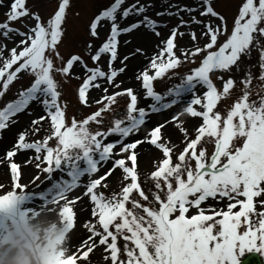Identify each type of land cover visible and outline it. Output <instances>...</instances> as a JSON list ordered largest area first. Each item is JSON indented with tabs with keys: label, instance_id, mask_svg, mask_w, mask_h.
<instances>
[{
	"label": "snow or ice",
	"instance_id": "1",
	"mask_svg": "<svg viewBox=\"0 0 264 264\" xmlns=\"http://www.w3.org/2000/svg\"><path fill=\"white\" fill-rule=\"evenodd\" d=\"M70 6V0H58L42 18L30 10L26 0H0L4 17L0 20V98L19 74L31 77L27 86L18 87L14 98L0 106V130L16 123L22 112L31 115L33 102L46 114L31 119L14 144L0 153V159L6 161L5 172L10 169L13 189L0 195V207L11 202L14 189L23 187L18 183L21 173L14 156L20 150H32L34 155L24 163L34 162L45 179L61 185L51 204L68 242L75 231L73 201L86 196L91 205L90 216L81 221L86 233L78 235L69 252L52 264H80L98 246L110 264H245L251 262L250 253L264 257V0H240L230 26L211 0L169 4L154 13L177 19L156 45L158 51L145 54L134 47L124 56L118 54L122 34L143 27L160 37L157 25L167 26V22L146 14L153 7L152 0H131L126 6L125 0H101L87 25V34L101 41L94 47L88 40L85 48L93 67L81 55L65 58L57 50ZM16 22L23 25V31L14 26ZM193 26L206 41L202 46ZM185 34L192 43L180 47L181 56H177L176 37ZM128 43L125 39L124 44ZM137 54L147 62L135 75L137 86L119 88L121 82L114 78L128 67L124 61ZM197 54L198 66L184 74L170 71L182 59L195 61ZM105 56L107 70L99 63ZM118 58L121 66L114 67ZM77 64L83 71L76 90L81 105L89 103V90L101 89L104 81L119 90L109 94L107 87L102 88L104 95L92 101L95 110L82 119L73 117L69 124L55 74L79 80V75L70 72ZM224 73H229L226 79ZM213 74L222 81L221 88L214 83ZM176 76L179 81L165 90L154 89L156 80ZM254 80L258 81L255 87ZM237 82L240 94L220 110L219 102L231 95ZM119 97H126V105L117 114L114 106ZM141 98L151 102L138 106ZM177 105L174 114L149 125L150 114ZM105 113L110 114L108 126H104ZM185 115L198 120L191 134L187 131L190 121L181 119ZM46 120L50 121V135L29 141V134ZM90 122L97 125L95 130H90ZM173 123L183 134L178 143L172 142L173 133H165ZM110 136L116 138L109 140ZM52 138L54 146L49 143ZM141 148L154 165L143 182ZM104 166L106 170L93 178ZM54 171L61 173L59 178H52ZM116 172L120 173L119 190L101 191V187L107 188L106 178ZM81 185L82 194L69 199V193ZM209 198L216 203L207 204L206 211ZM88 209L89 205H81L82 212ZM192 209L193 214H188Z\"/></svg>",
	"mask_w": 264,
	"mask_h": 264
},
{
	"label": "rangeland",
	"instance_id": "2",
	"mask_svg": "<svg viewBox=\"0 0 264 264\" xmlns=\"http://www.w3.org/2000/svg\"><path fill=\"white\" fill-rule=\"evenodd\" d=\"M101 0H70L71 6L67 9L66 20L64 21L63 28L64 32L61 40L58 42L57 50L60 55L67 58V56L71 54L81 55L82 59H84L85 63L89 65V67L95 66L90 59V55L87 51H85L88 40H92L94 47H97L99 42L96 38L90 37L87 34V25L91 15L98 3ZM131 2V0H125V6L127 3ZM141 2H146V0H141ZM192 0H152V9H150L146 14L150 17L157 19L158 21H166L167 26L157 25V30L160 32V37H156L154 33L149 29L141 28L139 31H133L130 34H122L118 40V54L119 56L127 55V53L134 49V47H140L144 50L145 54H151L152 52L158 51L156 45L159 40L166 38V36L170 32L171 26L177 23V19L175 17H156L154 13L156 11H162L169 4L172 3H185L191 4ZM213 7L215 10L220 12L225 18L228 20L229 26L231 25V21L234 17V14L237 11L238 4L240 0H211ZM27 5L29 6L31 11L38 12L42 18L47 17L54 7L57 5L58 0H26ZM3 9H0V20L3 17ZM78 13V14H77ZM187 19L188 17L185 15L184 17ZM27 18L25 19V23H27ZM16 27H20L21 30H24L23 25L20 22H16L14 24ZM194 30L197 31V37L199 41V45L202 46L206 41L200 38L199 28L197 26H193ZM183 31V27L181 28ZM3 38H0L2 40ZM16 40L20 39L19 36L15 37ZM129 39V43L127 45L124 44V40ZM224 39L223 36L220 37V41ZM185 41V42H184ZM184 42V43H183ZM192 43L190 37L185 34L184 37L177 36L176 37V55L181 56V53L178 51L180 47H188ZM12 42L8 41V47H12ZM7 54V53H5ZM182 59V57H181ZM200 59V54H197L195 61H183L180 65H178L175 69L170 70L174 71L178 74H184L190 71L191 67L198 66V60ZM103 70H107L106 56L102 57L99 61ZM128 65L123 73H118L114 78V81L121 82L119 83V88L133 86L136 87L137 83L135 81V75H138L139 70H143V67L146 66V61L140 54H137L134 58L129 57L127 61H124ZM121 66L119 58L114 61V67ZM151 71V70H150ZM71 73H76L81 77V79H76L75 76L69 75L66 78H62L59 74H55V78L59 83V91L61 92V96L59 99L63 102L62 106L66 111V122L71 123V119L73 117L77 119H82L85 115L90 114L95 110L97 105L92 103L94 99H98L100 95H104V92L101 90L104 87H107L108 93L110 94L112 91H118L119 89L113 88L111 85H108L106 81L101 84V89H97L93 87L86 94L89 103L87 105H81L77 96V88L79 84L82 82L83 71L82 68L77 64L72 69H70ZM215 75H212V79L218 88L222 87V81L216 80ZM229 73H224V78L226 79ZM232 75L236 76V73H232ZM20 78L15 80L10 85V90L6 95L0 98V106L7 99L14 98L13 92L20 86H27L30 83L31 77L27 74L21 73L19 74ZM179 81V76L172 77L171 80H168L166 77L162 79H158L154 82V89L157 91H163L167 86H170L173 83ZM238 86L234 87L231 90V95L221 102H219L218 107L220 110H223L226 106H230L232 100L238 96L239 93V82H237ZM258 81H253V86H257ZM254 98V97H253ZM149 99L141 98L138 106H146L150 103ZM126 105V97L117 98V104L114 106L117 109V114L123 112ZM198 107V106H197ZM29 108L33 109L31 115L28 114L27 111L18 114V118H16V123L9 124L7 129L0 130V153L6 151L7 148L11 147L14 144L15 138L18 135L20 130H23L29 127L31 119L39 115H46L43 113L42 107H37L35 103H31ZM179 110V105L173 106L168 110H163L159 114H150L151 120L149 121V125L153 122H159L161 119H166L170 114H174L175 111ZM109 116L110 114L105 113L104 126L109 125ZM185 121H190L187 126V131L191 134L193 131L192 125L197 123L198 120L189 118L186 115L181 118ZM41 127L35 132L30 133L27 139L32 141L34 139H43V136L48 134L50 135V121H42L40 122ZM90 130H95L97 125L93 122L89 124ZM173 133L172 142L178 143V141H182L183 134L175 128L174 123L165 128V133ZM115 136H110L108 139H115ZM51 146H54L55 138H52L49 141ZM209 151L211 150V145L207 146ZM142 152L143 149L141 148ZM155 151V150H154ZM23 156L21 160H17L16 156ZM34 152L32 150H20L18 154H16L13 158V161L16 162L19 166V171L21 175L18 177V183L23 184L22 188L14 189V198L4 207H0V234L6 231L12 223H14L21 216H29L35 215L37 212L42 209L49 207L51 201H53L61 190V185L57 181H52L50 178L45 179L44 173L38 170L35 167L34 162H29L27 164L24 163L26 159L33 156ZM6 161L0 159V195H2L6 191L13 190L11 187V172L10 169L5 172ZM43 167V165H42ZM81 167L83 164L81 163ZM106 167H100L97 173L93 174V178H97L101 175ZM103 168V170H102ZM153 163L144 157L143 161H140L139 172H140V180L143 182V176L145 173H149L153 170ZM61 173L54 171L52 173V178H59ZM33 176H38L39 179L33 181ZM67 178V177H65ZM107 188L101 187L100 190L105 193H111L112 191H118L121 186L120 173L116 172L113 176L106 178ZM87 177L83 178V181L86 182ZM103 183V182H102ZM83 192V187L78 186L76 189L72 190L68 198L74 196H80ZM216 201L209 198L208 202L204 204L205 210H209L207 208V204H215ZM74 204V213H75V231L72 232V239L70 242L67 241V245L70 248L72 244L76 243V237L81 233H86V230L82 227L81 221L88 216H90V201H88L86 196H83L80 201H73ZM87 204L89 205L88 211L82 212L81 205ZM195 210L192 209L188 214H193ZM258 254V253H257ZM259 255V254H258ZM106 253L99 246L90 253V257L88 259H82L80 264H110V260H106L104 257ZM262 264H264V257H260Z\"/></svg>",
	"mask_w": 264,
	"mask_h": 264
},
{
	"label": "clouds",
	"instance_id": "3",
	"mask_svg": "<svg viewBox=\"0 0 264 264\" xmlns=\"http://www.w3.org/2000/svg\"><path fill=\"white\" fill-rule=\"evenodd\" d=\"M52 207L19 217L0 234V264H52L69 252L67 235Z\"/></svg>",
	"mask_w": 264,
	"mask_h": 264
},
{
	"label": "water",
	"instance_id": "4",
	"mask_svg": "<svg viewBox=\"0 0 264 264\" xmlns=\"http://www.w3.org/2000/svg\"><path fill=\"white\" fill-rule=\"evenodd\" d=\"M251 256H253L251 258V262L246 261L245 264H260V261L258 259V256L256 254H250Z\"/></svg>",
	"mask_w": 264,
	"mask_h": 264
},
{
	"label": "bare ground",
	"instance_id": "5",
	"mask_svg": "<svg viewBox=\"0 0 264 264\" xmlns=\"http://www.w3.org/2000/svg\"><path fill=\"white\" fill-rule=\"evenodd\" d=\"M185 42V41H184ZM183 42V43H184ZM122 82V81H121ZM142 154H141V156H140V161H143V159H144V157H145V154H143V151L141 152ZM23 158V156H21V154L20 155H17L16 156V159L17 160H21ZM105 167V166H104ZM102 170H103V168H102Z\"/></svg>",
	"mask_w": 264,
	"mask_h": 264
}]
</instances>
